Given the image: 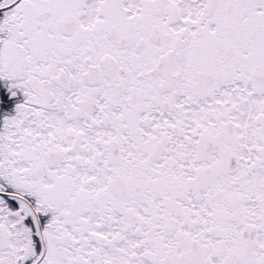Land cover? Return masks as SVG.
I'll use <instances>...</instances> for the list:
<instances>
[{
  "label": "snow or ice",
  "instance_id": "snow-or-ice-1",
  "mask_svg": "<svg viewBox=\"0 0 264 264\" xmlns=\"http://www.w3.org/2000/svg\"><path fill=\"white\" fill-rule=\"evenodd\" d=\"M0 264H264V0H0Z\"/></svg>",
  "mask_w": 264,
  "mask_h": 264
}]
</instances>
